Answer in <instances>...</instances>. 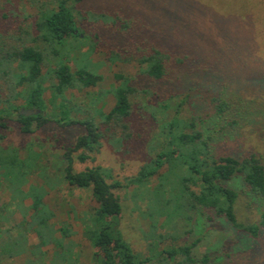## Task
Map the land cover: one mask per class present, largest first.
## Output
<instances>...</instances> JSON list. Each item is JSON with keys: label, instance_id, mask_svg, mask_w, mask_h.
<instances>
[{"label": "rangeland", "instance_id": "rangeland-1", "mask_svg": "<svg viewBox=\"0 0 264 264\" xmlns=\"http://www.w3.org/2000/svg\"><path fill=\"white\" fill-rule=\"evenodd\" d=\"M44 1L12 0L9 3L0 0V9L5 5L3 9L7 11L8 21L21 22L24 28L36 15V3ZM78 9L89 23L95 20L111 23L115 17L120 18L100 34L104 41L101 43L108 47L125 48L127 45L133 48L140 43L137 34L142 32L143 35L149 34V41L158 45L170 42L195 49L199 58L198 65L193 66L196 71L191 73L189 66L183 67L177 74L181 85L167 86L173 95L172 104H180L179 117L190 119L192 114L207 115L213 110V99L235 102L242 111L246 109L245 114L229 127L225 136H217L215 147L218 153L235 157L254 154L264 164V0H84ZM125 22L128 29L120 27ZM0 25H4L1 16ZM125 30H130L135 36L121 37ZM89 35L93 37L91 33ZM29 40L26 37L27 45ZM39 47L46 48L42 43ZM89 47L87 42H83L75 50L68 40L64 51H60L57 57H46L42 67L45 113L49 115L54 109L50 97L55 81L49 71L57 62L67 63L72 72L78 66L88 64L101 76V81L94 87H75L65 92V100L72 109L71 119L82 120L90 116L105 134L98 150L89 154L91 159L82 164L74 161L73 168L81 171L99 166L110 175L107 183L119 184L112 192L122 205L119 228L132 251L145 260V264H264V231L253 239L233 229L223 218L208 220L201 209L191 212L189 218H174L170 223L163 217L159 218L152 228L153 219L147 215V199L141 190L136 192V187L128 186V180L152 158L160 121L151 118L143 106L147 96L139 94L132 100L131 115L126 121L128 129L124 135L112 127H107L109 131L105 132L106 126L100 123V115L106 114L114 103L110 92L118 84L114 76L122 75L140 85L144 81L138 77L144 67L126 56L112 59L101 49L85 55ZM6 97V85L0 81V109L7 106ZM22 102L20 97L11 104L19 106ZM153 106L160 117L159 98L154 99ZM172 114V108H169L162 117L169 118ZM6 124L1 145L16 147L21 158H25L28 147L39 153L38 165L54 183L53 188H48L47 181L35 173L27 177L28 182L23 189L26 191L29 186L45 188L43 201L53 213L50 223L55 230L65 226L71 231L69 240L73 248L67 262L63 261L66 258L64 253L49 245L40 251L37 249L35 254L26 252L10 259L0 258V264H91L92 249L83 231L84 220L91 216L96 204L89 189L71 187L59 180L63 165L61 156L83 133L82 129L79 126H59L51 121L26 135L20 132L15 122L6 121ZM110 133L125 139L109 141ZM155 183L153 178L149 186ZM226 185L239 195L236 205L238 220L256 222L261 210L259 203L247 196L239 179ZM8 201V192L0 188V205ZM29 204V200L25 201V205ZM20 220L21 216L15 214L5 225H14ZM27 242L29 246L37 245L38 238L30 232ZM192 243H195L191 250L194 263L184 262L179 255L169 259L164 252ZM205 255L209 258L207 263L202 262Z\"/></svg>", "mask_w": 264, "mask_h": 264}, {"label": "trees", "instance_id": "trees-1", "mask_svg": "<svg viewBox=\"0 0 264 264\" xmlns=\"http://www.w3.org/2000/svg\"><path fill=\"white\" fill-rule=\"evenodd\" d=\"M11 1L6 0L9 3ZM45 1L36 3V15L24 28L21 22L16 24L8 21L7 11L3 9L5 5L0 9V16L7 26L5 29L4 25H0V81L7 89V106L0 109V188L9 194V201L0 205V258L10 259L26 252L35 254L37 249L40 251L49 245L66 255L63 261H69L68 256H71L73 244L69 237L72 233L65 226L58 230L53 228L50 223L53 213L43 201L45 188L29 186L26 191L23 189L28 182L27 177L35 173L47 181L48 188H53L54 183L38 165L39 153H34L28 147L25 158H21L16 147L1 145V140L5 139L6 121L18 124L20 132L26 135L52 121L63 127L79 126L83 131L61 156L63 165L59 180L71 187L89 189L96 204L91 216L84 220L83 231L92 249L91 264L146 262L132 251L119 228L122 205L112 192L119 184L107 183L110 175L99 166L81 171L73 168L74 161L82 164L91 159L89 154L98 150L105 134L90 116L82 120L71 119L72 109L65 100V92L75 87H94L101 81V76L88 64L78 66L72 72L67 63L57 62L49 71L55 81L50 97L54 109L49 115L45 113L42 67L47 56L55 58L60 51H64L68 40L75 50L87 42L90 47L85 55L101 49L112 59L126 56L144 67L138 77L144 81L140 85L122 75L114 76L118 80V84L110 91L114 103L106 114L100 115V123L106 126L105 132L112 127L124 135L128 129L126 121L131 115L132 100L139 94L147 96L143 106L151 118L160 121L152 158L128 180V186L136 187V192L141 190L142 196L147 199V215L153 219L152 228H155L159 218L163 217L170 223L174 218H189L191 212L201 209L208 220L223 218L236 231L256 239L260 231H264V164L254 154L235 157L218 153L215 147L217 136H225V132L236 124L246 109L242 111L235 102L218 98L213 99V110L207 115L192 114L190 119H182L179 117L180 104H172L173 95L167 86L181 85L177 74L183 67L189 66L191 73L196 71L193 67L198 65L199 60L196 50L170 42L158 45L149 41V34L143 35L142 32L137 34L140 40L137 46L111 48L101 43L104 41L100 34L106 27L120 21L119 17H115L111 23L100 20L89 23L78 9L84 0ZM7 10L9 12V7ZM120 27L127 28V22ZM131 33L125 30L121 32V37L132 38L135 35ZM26 37L30 38L28 45ZM41 43L46 46L45 49L39 47ZM20 97L23 101L21 105L11 104V101ZM158 98L160 117L153 106L154 99ZM169 108H172L173 114L169 118L162 117ZM26 110H36L37 113L22 115L21 111ZM108 138L116 142L125 139L124 136L117 138L113 133ZM153 178L156 183L150 187ZM235 179L241 181L247 196L261 207L256 222L245 223L237 218L239 195L226 185ZM27 200L30 201L28 206L25 205ZM15 214H19L21 220L14 225H5ZM30 232L37 236V245H28L27 235ZM194 246L195 243H192L164 252L169 259L179 255L184 258V262L194 263L191 258ZM202 262H209L208 256L205 255Z\"/></svg>", "mask_w": 264, "mask_h": 264}, {"label": "water", "instance_id": "water-1", "mask_svg": "<svg viewBox=\"0 0 264 264\" xmlns=\"http://www.w3.org/2000/svg\"><path fill=\"white\" fill-rule=\"evenodd\" d=\"M37 111L36 110H26V111H21V114L24 115V116H31V115H34L36 114Z\"/></svg>", "mask_w": 264, "mask_h": 264}]
</instances>
